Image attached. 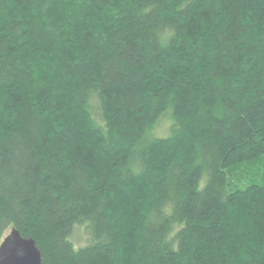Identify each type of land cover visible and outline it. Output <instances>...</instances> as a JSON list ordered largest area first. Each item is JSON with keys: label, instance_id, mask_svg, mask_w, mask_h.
<instances>
[{"label": "trees", "instance_id": "16d2710c", "mask_svg": "<svg viewBox=\"0 0 264 264\" xmlns=\"http://www.w3.org/2000/svg\"><path fill=\"white\" fill-rule=\"evenodd\" d=\"M12 229L43 264H264V0H0Z\"/></svg>", "mask_w": 264, "mask_h": 264}, {"label": "water", "instance_id": "95a60500", "mask_svg": "<svg viewBox=\"0 0 264 264\" xmlns=\"http://www.w3.org/2000/svg\"><path fill=\"white\" fill-rule=\"evenodd\" d=\"M0 264H43L42 254L33 239L12 229L0 244Z\"/></svg>", "mask_w": 264, "mask_h": 264}, {"label": "rangeland", "instance_id": "374dc122", "mask_svg": "<svg viewBox=\"0 0 264 264\" xmlns=\"http://www.w3.org/2000/svg\"><path fill=\"white\" fill-rule=\"evenodd\" d=\"M170 122L168 120H163L161 124L157 127L155 134L159 137H167L168 136V127ZM78 242H84V233L83 230H79L75 236Z\"/></svg>", "mask_w": 264, "mask_h": 264}]
</instances>
